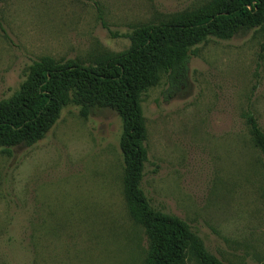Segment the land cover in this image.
<instances>
[{"label": "rangeland", "instance_id": "1", "mask_svg": "<svg viewBox=\"0 0 264 264\" xmlns=\"http://www.w3.org/2000/svg\"><path fill=\"white\" fill-rule=\"evenodd\" d=\"M210 0H0V102L48 56L89 64L127 34ZM184 84L163 71L139 97L146 160L138 184L156 214L177 217L224 264H264V29L210 36ZM123 123L68 102L44 138L0 148V264H145L143 226L123 192ZM186 264H197L193 260Z\"/></svg>", "mask_w": 264, "mask_h": 264}, {"label": "trees", "instance_id": "2", "mask_svg": "<svg viewBox=\"0 0 264 264\" xmlns=\"http://www.w3.org/2000/svg\"><path fill=\"white\" fill-rule=\"evenodd\" d=\"M254 28L264 29V0H210L171 20L137 26L127 34V49L105 52L89 64L44 56L31 64L19 91L0 102V148L44 138L68 102L76 104L82 116L94 108L114 110L123 123L124 196L149 241L145 264H224L206 253L184 221L148 207L138 186L147 155L139 97L157 83L161 71L170 86L184 84L192 48L206 38H231ZM246 123L264 157V131L251 112Z\"/></svg>", "mask_w": 264, "mask_h": 264}]
</instances>
